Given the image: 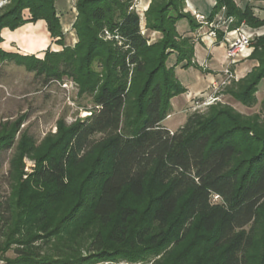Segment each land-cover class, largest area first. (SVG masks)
<instances>
[{"label": "trees", "instance_id": "1", "mask_svg": "<svg viewBox=\"0 0 264 264\" xmlns=\"http://www.w3.org/2000/svg\"><path fill=\"white\" fill-rule=\"evenodd\" d=\"M7 1L0 64L14 61L45 82L70 78L93 107L59 121L40 145L26 132L16 143L21 120L2 125L0 151L16 144L11 190L0 196V264H264V121L216 103L175 131L163 123L186 91L169 57L199 69L201 23L186 0H151L145 33L135 0H73L74 45L57 0ZM223 6L235 17L230 29L264 28L253 5L235 0H216L206 20ZM39 20L61 50L41 57L1 46L3 29ZM250 57L258 66L223 91L248 107L264 80V33ZM25 156L35 164L24 179Z\"/></svg>", "mask_w": 264, "mask_h": 264}, {"label": "rangeland", "instance_id": "2", "mask_svg": "<svg viewBox=\"0 0 264 264\" xmlns=\"http://www.w3.org/2000/svg\"><path fill=\"white\" fill-rule=\"evenodd\" d=\"M7 2V0H0V6L6 4ZM215 4L216 0L213 7ZM56 7L59 11V16L63 25L65 42L67 45H74L77 40L74 39L75 30L73 29L72 25L76 18L75 16H77V10H73L69 0H57ZM135 8L139 13H141L144 10L143 0H135ZM147 8L148 7H145V10L141 16V19L144 22V13ZM185 11L190 12L196 18V20L201 23V27L196 30V36L194 37L195 43L198 39L200 40L206 35H211L212 32H216L211 36L214 38V40H218L221 39L219 37V32L221 31L224 33L223 36H225L229 32H234V30L237 28H241L242 26L246 27V24L242 23L241 26L230 29V25L232 23L229 22V16L225 14V9L223 7L211 21L206 20L208 16L203 15L196 10L189 9L188 0H186ZM181 22L186 23L187 21L182 20ZM65 24H70V28L68 30L64 29ZM143 27L145 33V25H143ZM257 37L258 36L254 34L253 38L250 40V45L247 48L253 47L254 50ZM159 38L160 33H152L150 42H153ZM229 40L230 39L227 40L228 45ZM3 42L1 46L6 44H3ZM48 48L55 51L61 50L62 46L58 45L56 43V39L52 38L51 44L46 49ZM46 49L38 52L37 55L43 57ZM17 50L20 49L18 48ZM237 58L238 56L235 57V59ZM195 62L198 64L199 69L204 72L208 71L206 64L201 66L196 60ZM176 63V56L172 54L168 59V65L175 66V74L178 77L180 71L182 70L181 68L184 67L181 63L177 65ZM235 64L236 63H231V61L228 60L227 66L224 67V69L220 72L221 79L218 80L217 83L213 84L210 90H207L208 93H203L196 96L194 95L190 98V100H187V103L184 96L182 95L183 93L177 95L180 97L178 100H176L175 105L172 106L171 113H173V116L172 118H169V116H171L169 115L166 118L165 124L168 127L177 130L186 122L190 113L196 109L206 110L210 104L216 103H228L243 114H246L247 116L257 114L259 119L264 121V80L259 84V90L256 93L257 102L251 107L244 106L242 103L234 100L228 94L223 93L227 86L241 79L235 74L233 70ZM256 66H258V64ZM256 66L251 68L250 71ZM225 69H228L232 74H234V76H230L229 73L224 71ZM250 71H248L247 74ZM198 101H209L210 103L203 104L199 107L197 105ZM92 107L93 102L91 98L89 96L81 95L79 93L78 85L70 78H63L59 81L45 82L43 78L37 77L33 72L28 71L24 65H18L14 61H6L0 64V129L5 123L11 124L15 121L21 120L22 123L20 130L17 132L15 138L16 143L21 137L22 133L26 132L31 137H33L36 145H40L49 135L56 134L58 131L59 121L62 120L65 125H70L77 118H84L87 116L89 114V110ZM15 144L13 147L0 151V196L7 195L11 190V160L14 154ZM23 162V177L25 179L32 171V166L35 164V160L29 156H25L23 158ZM7 255L14 256L12 250L9 251ZM96 264L113 263L100 262Z\"/></svg>", "mask_w": 264, "mask_h": 264}, {"label": "crops", "instance_id": "3", "mask_svg": "<svg viewBox=\"0 0 264 264\" xmlns=\"http://www.w3.org/2000/svg\"><path fill=\"white\" fill-rule=\"evenodd\" d=\"M73 10H76L73 5V0H69ZM241 7L248 4L253 5L254 11L257 15L264 18V1L262 0H236ZM150 0L144 1L145 7H148ZM215 0H188L189 9L196 10L203 15L208 16L211 12ZM144 10L141 12L143 14ZM76 17V16H75ZM74 17V18H75ZM142 25L145 22L142 21ZM245 27V26H244ZM70 24H65L64 29L68 30ZM179 29L181 32L189 31L187 22L180 23ZM249 33H254L259 36L264 33L263 29L254 30L252 28L245 27ZM203 32V31H202ZM156 33V32H154ZM248 33V32H247ZM2 35L4 37V42L2 47L7 50L19 51L22 53H35L43 51L50 44L52 37L47 29V23L44 20H39L37 23H27L16 30L12 31L8 28L3 29ZM236 36V33L229 32L221 39L214 40L211 35H206L202 39H198L195 43V60L203 66L206 64L208 71L204 72L201 69L189 67L181 68L180 74L178 75L179 80L186 88V92L182 95L184 96L186 103L190 100L192 96L201 95L203 93H208L207 90L217 83L221 79L220 72L227 66V40H232ZM74 39L77 40L76 33L74 34ZM19 48L20 50L14 49ZM253 52V47L245 48L238 53V58L236 59V64L234 65V72L239 78H243L251 68L256 66L258 63L255 59L250 58ZM180 96H176L172 99V106L175 105L176 100ZM201 98V97H200ZM186 109V108H185ZM173 113L169 118H172ZM166 122H163L164 125ZM167 126V125H166ZM168 127V126H167ZM171 131H175L168 127Z\"/></svg>", "mask_w": 264, "mask_h": 264}, {"label": "built area", "instance_id": "4", "mask_svg": "<svg viewBox=\"0 0 264 264\" xmlns=\"http://www.w3.org/2000/svg\"><path fill=\"white\" fill-rule=\"evenodd\" d=\"M223 8L225 9V6H223ZM229 22L232 23L234 21V17L229 16ZM234 32L236 33V36L232 39L229 40V45L227 48V60H230L231 63H236V59L235 57L238 55V53L240 51H242L243 49L247 48L250 45V40L253 38L254 33H249V35L246 33V30L244 28V26H242L241 28H237L236 30H234ZM216 32H212L211 35H214ZM225 72L229 73L230 76H234V74H232L228 69L224 70ZM209 104V101H203L200 102L198 101V106L200 107L203 104ZM198 108V107H197ZM170 117V116H169Z\"/></svg>", "mask_w": 264, "mask_h": 264}, {"label": "bare ground", "instance_id": "5", "mask_svg": "<svg viewBox=\"0 0 264 264\" xmlns=\"http://www.w3.org/2000/svg\"><path fill=\"white\" fill-rule=\"evenodd\" d=\"M248 32V33H247ZM246 33L249 35V31L248 30H246Z\"/></svg>", "mask_w": 264, "mask_h": 264}]
</instances>
